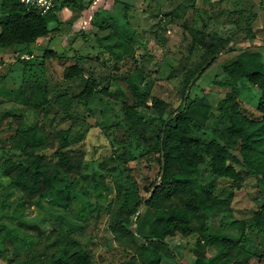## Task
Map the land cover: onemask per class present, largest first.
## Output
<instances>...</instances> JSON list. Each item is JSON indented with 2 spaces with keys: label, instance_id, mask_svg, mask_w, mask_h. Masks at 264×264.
<instances>
[{
  "label": "rangeland",
  "instance_id": "1",
  "mask_svg": "<svg viewBox=\"0 0 264 264\" xmlns=\"http://www.w3.org/2000/svg\"><path fill=\"white\" fill-rule=\"evenodd\" d=\"M83 9L62 6L49 23L58 31L31 45L0 48V264H50L85 249L92 264H175L162 245L145 239L154 211L144 205L146 186L158 177L157 135L161 120L151 107L161 97L168 116L181 104L188 77L187 102L200 109L195 136L209 140L208 129L223 125L218 102L228 93L244 113L258 117L259 88L241 78L222 85L224 66L242 52L264 55V0H80ZM7 9L0 4V21ZM256 44H261L257 47ZM46 48L63 58L44 57ZM217 48L216 61L201 63ZM230 48H233L230 50ZM78 61L82 75L63 76ZM97 90L88 100L78 94L85 79ZM41 103L39 108L33 103ZM37 130L47 141L37 151L52 158L63 147L82 156L78 173H63L43 195L28 199L4 167L22 155L11 147L18 130ZM240 179L217 176L210 161L201 164L198 190L227 198L229 207L209 208L207 230L199 223L187 237L168 238L175 258L192 264L198 238L229 237L238 243L243 264H264V229L252 217L264 206L257 178L232 163ZM141 202L136 213L123 210ZM130 220L131 238L120 229ZM123 225H126L123 222ZM220 244L207 253L222 252Z\"/></svg>",
  "mask_w": 264,
  "mask_h": 264
},
{
  "label": "trees",
  "instance_id": "2",
  "mask_svg": "<svg viewBox=\"0 0 264 264\" xmlns=\"http://www.w3.org/2000/svg\"><path fill=\"white\" fill-rule=\"evenodd\" d=\"M0 4L7 9L6 18L0 21V48L19 44L31 45L52 32L56 34L58 27L50 28L49 23L56 20V12L62 6L81 9L84 7L80 0H62L53 10L42 14L37 9H28L20 0H0ZM256 45L259 47L261 44ZM218 52L217 48H212L200 68L204 64L209 67L214 63ZM43 56L63 58L62 53L50 48L45 49ZM224 71L228 77L221 82L222 85L236 86L241 78H246L259 88L257 109L260 115L254 118L247 116L241 101L234 93H228L218 102L217 107L216 117L222 120L223 125L210 127L207 131L210 139L207 141L197 138L195 131L202 126L200 109L205 113L208 106L187 102L189 94L185 95L195 72L188 77L182 89L181 104L168 116H163L169 107L168 102L161 97L152 99L151 107L161 120L156 140L159 173L158 177L146 186L147 194L142 200L144 205L154 211L145 239L160 243L168 254L165 259L172 260L175 264L182 262L175 258L168 238L176 234L189 236L195 223L201 225L202 232L206 231L208 221L200 214L210 217L209 208L221 210L230 205L227 198L212 191L199 192L202 163L209 160L217 176L233 177L237 180L240 178L232 163L241 166L257 178L264 194V55L259 48L242 52L238 58L224 66ZM81 75L82 68L78 61L64 68L63 76L66 79ZM95 92L108 94L106 88L97 90L95 82L86 78L78 96L88 101ZM32 105L39 108L41 103ZM57 138L60 139V145L52 152V158H47L44 153L37 151L47 141L37 130H18L11 140V147L22 157L9 160L4 170L10 182L28 199L41 196L52 189L63 173H78L81 170L82 156L63 147V133L59 132ZM140 205L141 202H137L130 209L123 205L122 209L136 213L140 210ZM252 221L264 229V206L257 210ZM120 222L122 232L132 238L134 233L128 228L130 220L125 217ZM123 222L126 225H123ZM216 244H220L224 250L209 255L208 248ZM237 248L238 243L229 237L198 238L192 264H243V261L235 256ZM162 258H155V263L160 264ZM50 264H92V261L85 249H79L52 259Z\"/></svg>",
  "mask_w": 264,
  "mask_h": 264
},
{
  "label": "built area",
  "instance_id": "3",
  "mask_svg": "<svg viewBox=\"0 0 264 264\" xmlns=\"http://www.w3.org/2000/svg\"><path fill=\"white\" fill-rule=\"evenodd\" d=\"M28 9H37L40 13L45 14L53 10L62 0H20Z\"/></svg>",
  "mask_w": 264,
  "mask_h": 264
},
{
  "label": "water",
  "instance_id": "4",
  "mask_svg": "<svg viewBox=\"0 0 264 264\" xmlns=\"http://www.w3.org/2000/svg\"><path fill=\"white\" fill-rule=\"evenodd\" d=\"M205 66H207V64L205 65ZM191 83H192V81L190 82V85H191ZM186 96L188 95V90H187V92H186V94H185Z\"/></svg>",
  "mask_w": 264,
  "mask_h": 264
}]
</instances>
